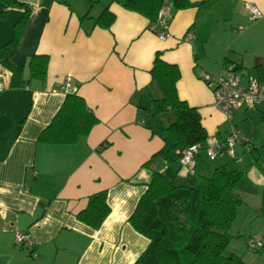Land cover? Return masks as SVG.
Segmentation results:
<instances>
[{"label":"crops","instance_id":"0c3cea01","mask_svg":"<svg viewBox=\"0 0 264 264\" xmlns=\"http://www.w3.org/2000/svg\"><path fill=\"white\" fill-rule=\"evenodd\" d=\"M18 1L31 8L18 45L6 54L9 63L23 68L19 87L10 86L11 72L0 63V264H133L149 239L128 219L152 171L171 178L178 168L179 180L190 178L178 163L171 167L160 157L144 165L164 144L160 124L152 131L137 106L145 86L160 96L151 83L154 56L159 52L178 67V97L197 109L208 137L223 140L228 123L202 75L219 76L226 60L239 67L243 81H264V15L250 20L245 6L254 4L264 14V0H189L195 5L177 10L165 0L164 40L145 16L125 8L124 0L53 1L49 6L43 0ZM104 8L114 14L108 28L95 22ZM22 12L0 0V46L12 39ZM239 25L243 29L236 32ZM32 54L48 56L43 79L29 76ZM66 78L74 88L69 92L82 97L98 121L74 143H40V132L66 96L50 90ZM233 122L255 139L258 126H264V104L236 110ZM203 164L198 161L196 172ZM249 177L264 187V175L256 169ZM102 190L110 211L94 229L77 213ZM234 224L229 226L231 244L239 236L238 229L231 232ZM20 231L29 234L31 244L14 242ZM255 264H264V248Z\"/></svg>","mask_w":264,"mask_h":264},{"label":"trees","instance_id":"16d2710c","mask_svg":"<svg viewBox=\"0 0 264 264\" xmlns=\"http://www.w3.org/2000/svg\"><path fill=\"white\" fill-rule=\"evenodd\" d=\"M53 1L67 3V0H43L42 4L49 6ZM1 2L8 7L23 9L14 23L12 39L0 46V63L11 72L10 86L19 87L24 81L23 68L9 63L6 54L18 45L31 8L18 0ZM171 4L173 10L195 5L189 0H172ZM165 5V0L123 2L125 8L145 16L152 30L158 26V10ZM113 20L114 14L107 8L95 17V22L104 28H108ZM237 27L235 31L240 32ZM223 63V69L230 65L235 72L239 71L238 66L227 63L226 60ZM47 64V55H30L27 61L29 76L43 79ZM150 75L151 83L158 88L160 96L155 97L150 86H145L139 91L137 106L145 112L147 126L152 131L153 126L160 124L164 144L144 165L148 167L152 159L160 157L166 165L172 167L178 163L180 168L179 159L183 149L199 145L200 150L196 155L194 173L186 174L190 177L187 181L179 180L178 168L171 178L163 172L152 171L147 188L128 219L137 232L149 239L147 247L133 264H245L239 255L227 251L234 238L229 232V226L243 202L235 191L242 172L228 169L225 164L215 166L209 175L196 172L208 135L197 109L177 95L179 69L176 65L163 61L159 52H156ZM97 121L82 97L75 92H66L61 106L51 122L40 132L37 141L46 144H71L79 136L87 135ZM205 158L207 159L206 155ZM106 197V190L90 195L86 207L77 213V218L94 229L98 228L110 211ZM257 212L264 217V187Z\"/></svg>","mask_w":264,"mask_h":264},{"label":"built area","instance_id":"2783aa9c","mask_svg":"<svg viewBox=\"0 0 264 264\" xmlns=\"http://www.w3.org/2000/svg\"><path fill=\"white\" fill-rule=\"evenodd\" d=\"M249 11V19L255 20L260 18L262 11L251 3H245ZM165 7L162 6L157 12L158 26L155 30L159 39L164 40L168 36V25L164 21ZM154 28V26L152 27ZM243 29L239 25L237 31ZM202 80L212 89L215 107L221 111L225 121L228 123V129L224 140H220L217 136L208 137L204 152L209 160H214L223 154H232L236 144L246 145L248 138L244 136L233 122V114L240 108L251 109L259 104H264V81L257 78L248 77L243 81L232 66L228 65L223 69L222 74L213 77L210 74L204 73ZM70 79L66 78L61 84L54 86L51 92H69L73 91ZM200 150L199 145H191L182 150L180 155V166L185 170L186 174H193L196 165V155ZM14 242L16 244L27 243L31 244V238L27 232L20 231L14 234ZM246 247L250 251H258L264 247V241L257 236H249L245 240ZM36 256V252H32Z\"/></svg>","mask_w":264,"mask_h":264},{"label":"rangeland","instance_id":"374dc122","mask_svg":"<svg viewBox=\"0 0 264 264\" xmlns=\"http://www.w3.org/2000/svg\"><path fill=\"white\" fill-rule=\"evenodd\" d=\"M240 127L243 128V126H239L237 129L248 138V143L246 145L237 144L232 154H223L212 161L206 159L205 153L201 152L204 164L201 165L202 171H198V173L209 175L214 167L219 164H225L228 169H236L242 172V176L236 182L235 191L243 202L238 207L237 216L234 219L236 228L232 227L231 229V232L239 230V236L236 238L238 242L235 244L230 243L227 251L240 255L242 260L248 264H255V257H257L259 252L250 251L246 247L244 237L260 236L262 241H264V217L257 212L261 205L262 185L255 186V183L249 177L253 168L261 175H264L262 174L264 173V126H258L255 131V139L251 141L240 130Z\"/></svg>","mask_w":264,"mask_h":264}]
</instances>
